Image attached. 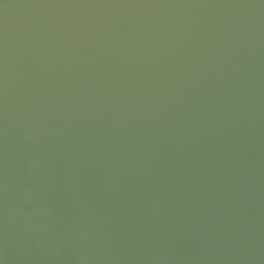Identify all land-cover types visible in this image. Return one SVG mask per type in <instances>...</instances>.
I'll return each instance as SVG.
<instances>
[{
  "label": "water",
  "instance_id": "water-1",
  "mask_svg": "<svg viewBox=\"0 0 264 264\" xmlns=\"http://www.w3.org/2000/svg\"><path fill=\"white\" fill-rule=\"evenodd\" d=\"M0 264H264V0H0Z\"/></svg>",
  "mask_w": 264,
  "mask_h": 264
}]
</instances>
